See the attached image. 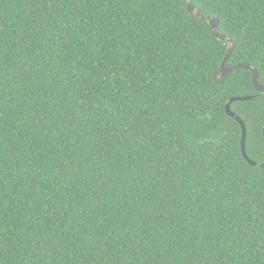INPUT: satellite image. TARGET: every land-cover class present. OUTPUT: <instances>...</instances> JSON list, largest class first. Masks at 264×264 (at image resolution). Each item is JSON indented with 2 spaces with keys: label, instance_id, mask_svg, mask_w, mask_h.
Wrapping results in <instances>:
<instances>
[{
  "label": "trees",
  "instance_id": "trees-1",
  "mask_svg": "<svg viewBox=\"0 0 264 264\" xmlns=\"http://www.w3.org/2000/svg\"><path fill=\"white\" fill-rule=\"evenodd\" d=\"M264 83V0H191ZM186 0H0V264H264V94Z\"/></svg>",
  "mask_w": 264,
  "mask_h": 264
},
{
  "label": "water",
  "instance_id": "water-1",
  "mask_svg": "<svg viewBox=\"0 0 264 264\" xmlns=\"http://www.w3.org/2000/svg\"><path fill=\"white\" fill-rule=\"evenodd\" d=\"M186 8L189 12L197 15L198 17H200L201 19L207 21L210 25V27L213 30V34L214 36L219 39L220 41L226 42L227 43V50H226V54L223 57L222 61L220 62L219 65V75L218 78L220 80V82H224V80L226 79V77L231 74V73H235L237 72L239 69H247L251 72V81L252 84L255 88L256 91H258L259 93L264 94V83L261 84L258 81V73L256 71V69L247 63H237L235 65H231V66H227L226 65V61L228 60V58L230 57L232 50H233V43L231 42L230 39H228L227 37H225L223 34L220 33V31L218 30V19L215 17H211L205 13H203L202 11H200L199 9H197L191 2V0H186ZM256 96H236V97H231L225 105V111L226 113L232 117L235 121H237L241 127V153L243 158L246 160V162L252 166H259L260 168L264 169V163H257L256 161L251 160L245 151V140H246V127L244 122L242 121V119L235 114L234 112L231 111L230 109V104L234 101H249V100H255ZM262 133H263V137H264V123L262 126Z\"/></svg>",
  "mask_w": 264,
  "mask_h": 264
}]
</instances>
